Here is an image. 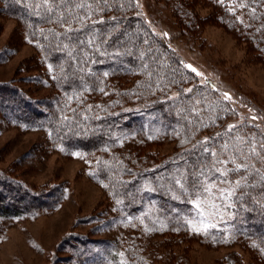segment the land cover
Masks as SVG:
<instances>
[{"label": "trees", "instance_id": "16d2710c", "mask_svg": "<svg viewBox=\"0 0 264 264\" xmlns=\"http://www.w3.org/2000/svg\"><path fill=\"white\" fill-rule=\"evenodd\" d=\"M189 1L175 0V10L184 28L199 31L202 19ZM207 1L212 16L264 60V0ZM134 9L133 0H0V15L16 21L20 40L35 51L37 74L25 80L51 90L35 96L15 80L0 82V116L43 132L50 151L83 153L84 171L109 208L77 220L47 264H185L183 252L165 251L188 239L238 244L264 264V176L257 165L264 166V137L257 133L262 140L250 148L242 131L248 123L227 124L231 102L199 84ZM13 47L0 51V63ZM162 138L188 145L158 158L152 147ZM216 180L234 185L226 230L201 233L190 221ZM68 190L63 182L27 186L0 170V242L8 219L57 210ZM110 219L128 229L94 237L105 235Z\"/></svg>", "mask_w": 264, "mask_h": 264}, {"label": "rangeland", "instance_id": "374dc122", "mask_svg": "<svg viewBox=\"0 0 264 264\" xmlns=\"http://www.w3.org/2000/svg\"><path fill=\"white\" fill-rule=\"evenodd\" d=\"M133 1L137 15L166 41L185 66H191L192 71L195 69L199 84L218 90L231 102L234 114L227 124L248 123L242 131L247 133L250 148L258 147L262 139L257 133L264 137V60L251 44L215 19L212 16L215 8L207 0L189 1L197 20L202 19L199 31H190L179 22L175 0ZM193 19L190 15L189 21ZM7 47L13 48H8L10 55L0 63V82L15 80L35 96L50 94L49 88L25 80L37 74L32 68L35 51L20 40L16 21L0 15V51ZM44 136L39 130L26 131L11 126L0 116V170L10 169L27 186L63 182L69 188L57 210L6 221L0 242V264H47L63 237L74 230L77 220L108 212L103 190L84 171V154L77 150L50 151ZM241 138L238 135L235 141ZM162 139L152 147L153 152L159 153L158 158L174 151L175 144L188 145L183 140ZM257 165L264 176V166ZM233 189L234 185L223 180L209 184L206 195L196 200L199 214L190 221L194 229L201 233L226 230L223 223L229 216V193ZM126 229L128 224L124 221L110 219L105 235L94 237L120 234ZM157 238V243L164 241ZM172 249L183 252L185 264H228L227 259L233 258L239 264H256L251 251L238 244L207 246L188 239L165 253Z\"/></svg>", "mask_w": 264, "mask_h": 264}, {"label": "snow or ice", "instance_id": "6c2138e0", "mask_svg": "<svg viewBox=\"0 0 264 264\" xmlns=\"http://www.w3.org/2000/svg\"><path fill=\"white\" fill-rule=\"evenodd\" d=\"M189 67H191V66H189ZM193 71H195V69H193ZM234 127V126H233ZM78 155V154H77ZM240 166H237V170H238V168H239ZM217 171H220L219 169H217ZM238 183V182H237ZM207 190V189H206ZM229 195H230V193H229Z\"/></svg>", "mask_w": 264, "mask_h": 264}]
</instances>
